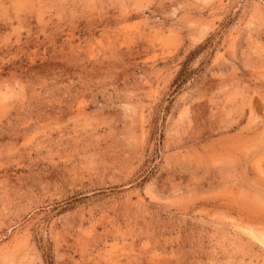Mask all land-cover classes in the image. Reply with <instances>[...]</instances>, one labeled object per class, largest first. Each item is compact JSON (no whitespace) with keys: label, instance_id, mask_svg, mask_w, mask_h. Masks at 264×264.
Returning <instances> with one entry per match:
<instances>
[{"label":"rangeland","instance_id":"1","mask_svg":"<svg viewBox=\"0 0 264 264\" xmlns=\"http://www.w3.org/2000/svg\"><path fill=\"white\" fill-rule=\"evenodd\" d=\"M0 264H264V0H0Z\"/></svg>","mask_w":264,"mask_h":264},{"label":"bare ground","instance_id":"2","mask_svg":"<svg viewBox=\"0 0 264 264\" xmlns=\"http://www.w3.org/2000/svg\"><path fill=\"white\" fill-rule=\"evenodd\" d=\"M263 169V168H262ZM252 235V234H251ZM253 238V237H252Z\"/></svg>","mask_w":264,"mask_h":264}]
</instances>
